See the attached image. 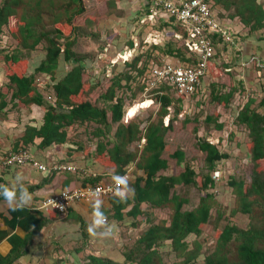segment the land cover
Instances as JSON below:
<instances>
[{
  "label": "trees",
  "instance_id": "1",
  "mask_svg": "<svg viewBox=\"0 0 264 264\" xmlns=\"http://www.w3.org/2000/svg\"><path fill=\"white\" fill-rule=\"evenodd\" d=\"M122 1L125 0H108L110 11L116 10L118 3ZM136 1L140 2L143 8H147V11H140L138 17L140 22V19L150 12V8L145 4L149 0ZM213 2L228 12L230 18H238L250 29L251 35L264 34V2L260 0H213ZM101 12L97 7L96 11L87 13L84 0L2 1L0 35L7 29L10 37L18 42L19 50L7 52L0 48V56L4 59L5 76L9 80L4 88L7 92H12L11 98L8 99V94L0 90V112L9 105L19 109L37 105L45 110L43 124L40 127L29 125L26 128L25 134L18 142L22 145L16 152L21 149L30 151L28 146L37 140H42L40 143L42 148L67 144L69 129L94 123L97 125L94 137L98 140L95 152L98 160L106 166L116 168L119 175H124L126 168L132 164L146 175L138 177L132 186L135 194L133 215L138 217L144 214L141 211V205L144 203L155 209L170 211L169 220L152 225L137 244L127 251L126 261L122 264H165L160 248L167 242L170 243L169 246L176 258L171 264H264V99L258 109L255 107L257 100L250 98L236 120L249 132V159L254 166L249 184L234 176L228 181L236 198L232 215L247 216L249 226L240 228L229 224L224 228L216 227L214 247L206 254L205 244L198 239L211 226L215 210L219 212L220 219L223 217L220 212L221 203L214 193L216 181L212 173L223 161H228L231 155L221 151L219 144H213L207 139L199 140L198 148L206 155L205 161L209 169L208 173L199 175L188 165L184 151L170 152L166 140L174 129L177 118H172L168 125L165 124V119L170 115V108L181 110L180 106L185 98L176 99L164 86L153 90V95L146 98L154 100L158 105L155 114L142 119L141 113H138L128 122L125 121L129 110L144 107L141 103L140 106L137 104L134 107L132 103L127 104V94L130 92L131 96H136L146 90L147 87L141 83V79L146 75L149 66L164 61L155 60L156 50L166 57L171 56L179 60L183 65L195 64L196 60L190 55L183 41H178L183 43L179 46L173 39L175 34H184V29L174 18H161L158 24L153 26V30L166 31L165 35L172 39L168 38L165 43L159 45L152 44L146 52L140 53L139 50L130 61H114L117 57L123 56V51L117 46V38L120 37L118 33H111L105 37L102 35L105 42L100 47L106 58H101V54L93 57L77 54L74 51L75 36L92 30V36L100 38L96 27L107 20L106 15ZM145 25L147 24H142ZM213 38L218 52L222 41L217 35ZM140 39L141 44H144V39L141 37ZM261 40H264V37ZM44 43L45 59L37 67L35 75H31L28 72V60L22 55V51H36ZM126 47V52H132L136 48L135 41L129 40ZM217 56L216 54L210 63L209 75L214 78L232 77L231 73L237 70L225 68L228 65L224 64V68L218 66ZM62 60L68 63L71 69L58 80L56 74ZM87 60H91V66ZM103 61L108 62L107 68L100 72L98 78L92 70L98 72L99 64ZM227 69L229 71H226ZM37 74L48 77L46 87L53 89L54 95L46 97L41 92L35 78ZM238 76L236 74V78ZM224 82L226 81L221 84ZM218 86L213 84L214 90L211 91L213 101L222 107H229L235 97V89L226 92L225 85ZM96 89L101 91L98 93L99 96L94 94ZM161 90L164 94H159ZM207 98L208 95H204L203 102ZM219 118V114L208 116L206 124L216 123L217 129L223 130L225 125L218 123ZM191 122L193 120L188 119L182 123L189 125ZM142 139H145V143L140 148ZM135 144L136 149L131 150ZM173 160L178 167L185 165L184 171L167 175L165 172L170 171ZM180 185L195 186L202 193L198 205L193 210L185 209L190 204V199L175 192V188ZM117 196H113V202L118 217L128 208L129 200ZM193 236L196 239L191 242L190 238ZM13 258L11 256L8 260L11 261ZM89 260L92 264H120L95 256L89 257Z\"/></svg>",
  "mask_w": 264,
  "mask_h": 264
},
{
  "label": "crops",
  "instance_id": "2",
  "mask_svg": "<svg viewBox=\"0 0 264 264\" xmlns=\"http://www.w3.org/2000/svg\"><path fill=\"white\" fill-rule=\"evenodd\" d=\"M146 9L140 5L138 12L147 11ZM217 10L220 15L222 14L225 24L235 33L234 44H220L221 49L217 52V64L218 66L228 65L225 68L230 67L237 70L240 67L237 63L238 58H235V63L232 59L236 55L239 57L242 53L239 51L238 46L240 43L246 42L243 36L247 34V27L238 18H230L229 13L221 6H218ZM148 15L143 16L140 22L137 21V25L142 27L143 33L140 37L144 39V44H141V39L136 40V48L132 52H125V55L122 56L125 58L124 61L132 60L140 47H148L146 48L148 50L152 44L159 45L165 43L168 39L165 35L166 31L153 30V26L161 17L154 21L147 20L144 23L143 21L146 20ZM105 22L107 24V21ZM142 24L147 25L142 26ZM103 26H105L104 21L98 29H102ZM173 39L176 42L179 41L174 37ZM154 56L158 58L159 54ZM163 56L164 60L181 63L171 56ZM235 64L238 66L235 67ZM92 72L95 73L94 70ZM206 78L203 82L204 85ZM240 78L239 75L237 80H241ZM214 82L211 91L214 90ZM189 102V100H185L181 103V106L179 105L181 110L179 111L178 108L172 107L170 118L167 120L166 117L165 124L168 125L170 120L175 117L179 121L193 120L189 115L191 114L190 106L186 104ZM202 107L203 105L200 104L198 110ZM219 109L221 110L222 106L219 105ZM138 113H140V108ZM44 115L45 110L37 105L20 109L9 105L3 112H0V185L6 186L15 193L17 204L20 203V197L24 190L27 191L28 197H30L22 208L18 207L13 210L12 207H9L8 202L2 195V190H0V260L3 259L0 264H92L89 260L91 256L120 264L124 263L127 251L137 244L142 235L152 225H157L160 221H168L170 211L168 209H155L144 203L141 205V211L144 214L138 217L133 215L135 194L132 186L138 177H146L144 171L139 170L135 164L127 167L131 170V180L121 190L123 195L117 196L129 200L128 208L118 217L115 214L114 197H103L91 202H76L65 216H61L56 211L39 210L38 207L44 200L56 196L64 190L99 183L109 184L115 181L114 177L121 176L117 173L116 168L106 166L98 160V155L95 153L98 140L94 137V130L97 125L94 123H87L69 129L67 144L42 148L40 147L42 140H37L34 144L28 146L34 159L47 167L46 171H40L31 164L21 167L6 166L4 161L7 156L16 152V149L22 145L18 142L25 134L26 128L29 125L40 127L43 124ZM179 115L183 116L179 117ZM175 123H178V121L175 120ZM145 125L146 123L143 124V126ZM210 142L212 143V140ZM213 144H220V140H215ZM134 146H137V144ZM131 150H134L133 147ZM57 166H72L78 170L76 172L54 170ZM168 172L165 173L169 175ZM17 177L20 179L17 180ZM97 202H99V211L102 213L103 218L108 219V221L106 224L96 227L95 235H92L89 232V227L93 225L95 219L94 212L96 211ZM186 210H189L188 207ZM109 229H111V233L106 235L105 233ZM195 239L196 237L193 236L190 241L192 242ZM169 245L170 243L167 242L166 245L160 248L162 254L166 252V257L163 254L165 264H171L176 260ZM168 255L174 256L175 260L168 259ZM11 256L14 258L10 261L8 259Z\"/></svg>",
  "mask_w": 264,
  "mask_h": 264
},
{
  "label": "rangeland",
  "instance_id": "3",
  "mask_svg": "<svg viewBox=\"0 0 264 264\" xmlns=\"http://www.w3.org/2000/svg\"><path fill=\"white\" fill-rule=\"evenodd\" d=\"M2 1L3 0H0V5ZM107 1L108 0H84L86 12L92 13L93 11H96L97 7H99L100 11H102L101 13L106 15L107 20L105 21H107V24L104 21L105 26H103L102 29H98V26L96 27V32L100 34V38H94L92 36V30H86V32L82 33V35L75 36L76 45L74 47V51L77 54L87 55L88 57L101 54V58H106L107 56L102 53L100 47V45L105 42L102 39V35L105 37L106 35L115 32L120 35V37L117 38V46L121 51H123V55H125L127 42L129 40H140V35H142L143 31L141 30L142 27L137 25L139 17L138 9L140 7L139 2L136 0H125L118 3L116 10L110 11ZM260 1L264 2V0ZM220 17L223 18L222 14ZM246 30L247 34L243 36L245 37L246 42L240 43L238 46L239 51L242 53L239 57L236 55L232 59L235 63V58L237 57V63H239L240 67H238L237 71H234L235 73L232 72V77L229 78L226 76L224 78H214L210 75L207 76L202 90L198 93V95L194 96L189 103H186L190 106L191 114L189 115L193 118V122L189 125H183V121H179V119H177L178 123L174 124V129L168 134L166 140L167 144L170 146L171 153L175 150H182L186 153L188 165L193 167L199 175L209 172L205 161L206 155L200 152L198 148L199 140L207 139L208 141L212 140V143H214L215 140L219 139L220 144L218 146L221 151L231 155V158L228 161H223L218 168H221L220 171L222 173L220 180H215L216 188L214 189V193L217 195V198L221 203L220 212L223 214V217L220 219L218 217L219 212L215 210L211 226L205 231L204 235L198 239L205 244L204 252L206 254H209L214 247L216 227L224 228L229 224L239 226L240 228H248L249 226V218L247 216L241 214L232 215V210L236 206V198L233 194V190L228 185V181L231 176L236 177L238 180H245L246 183L249 184L252 171L254 170V166L249 159V132L245 126H240L236 120L238 117L237 115L241 112L250 98L253 97L257 100V103L255 104L256 108H258L259 104L264 99V50L260 51L261 49H264V41H261L264 34L258 33L251 35L248 27ZM170 39L172 38H169V40ZM0 41L2 42L0 44V48L7 50V52L19 50L18 42L10 37L7 29H5V33L3 35H0ZM177 44H179V46H181V44L183 45L181 42H177ZM45 46L46 44L44 43L36 51H22V55L28 60L29 74L35 75L37 67L45 59ZM146 48L145 46L140 47V51L143 49L140 53L149 50H146ZM154 54H159V57L155 59L156 61L160 62L161 60H164V56L163 54H160L159 50H156ZM91 60H87L90 66L92 65L90 62ZM114 61L123 62L124 60L123 57H117ZM107 64L108 62L106 61L99 64L100 70L95 72L98 78H100V72L107 68ZM235 65V67L238 66L237 64ZM70 69L71 66L62 60L56 74L57 79H62ZM4 70V59L0 56V90L6 92L8 94V99H10L12 92H7V89L4 88L9 83ZM236 74L241 76V80H237ZM35 78L39 84L41 92L46 97L52 96L54 93L53 89L46 87V83L49 82L48 77L46 75L37 74ZM86 80H88V78H86ZM213 81H215L214 84H216V86L225 85V87H227L225 90L226 92H229L231 89H235V97L229 107H222L220 110L219 105L213 101L211 95ZM223 81L226 82L221 84ZM103 90L105 93L106 89L104 88ZM138 92L139 90H137V93ZM98 93H101V91L96 89L94 94ZM99 95L100 94H98V96ZM149 95L153 94H146L147 97ZM204 95H208V98L203 102ZM127 98V104L132 103L137 105L142 103L141 100H144L146 97L144 93H138L136 96H131V93L129 92L127 94ZM147 103H149V107L152 104L150 101ZM200 104H202L203 107L198 110ZM157 109L158 105L156 103H154L149 109H140L141 118L146 119L150 114H155ZM138 110V107L133 110L131 109V116L136 115ZM215 114H219L221 116L218 123L225 125L223 130L217 129L216 123H212L210 125L206 124V116H212ZM133 149H136V146H133ZM184 166H176V161L173 160L171 162V169L168 173L179 174L184 171ZM218 169L215 171H218ZM215 171L212 174H214ZM175 192L190 199L191 204L185 208L187 209L188 207L189 210L198 205L200 198L202 197V193L198 190V188L192 185H182L181 187H176ZM163 254L166 257V252ZM174 256L168 255L167 258L175 260V258H173Z\"/></svg>",
  "mask_w": 264,
  "mask_h": 264
},
{
  "label": "built area",
  "instance_id": "4",
  "mask_svg": "<svg viewBox=\"0 0 264 264\" xmlns=\"http://www.w3.org/2000/svg\"><path fill=\"white\" fill-rule=\"evenodd\" d=\"M146 6L150 8L149 15L146 20L154 21L161 18H174L175 22L184 29V34H175V38L183 41L191 56L196 60L193 65H183L182 63H172L169 60H164L161 63H152L149 69L141 79V83L146 85L144 95L152 93L153 90L164 86L176 98L184 97L185 100H191L202 90L203 82L209 76V66L214 60L217 49L214 44L215 35L221 39L225 45L234 44V34L229 28L213 2V0H149ZM125 60V58H123ZM159 94H164L161 90ZM204 97V96H203ZM146 101L154 100L145 99ZM140 106V104H139ZM141 109H143L141 107ZM172 111V108H170ZM183 115H179L182 117ZM238 116V115H237ZM169 116L167 120H169ZM236 118V117H235ZM130 117L128 113L125 121L128 122ZM145 139L139 144H142ZM8 167H21L31 164L40 171H46L47 167L37 162L27 149H21L18 152H13L7 156L4 161ZM54 170H68L76 172L78 169L72 166H57ZM221 171H215L213 179L219 181ZM119 177H126L125 185H118L116 181L109 184H95L79 187L75 189H67L60 194L44 200L39 210L56 211L61 216L68 214L69 209L76 202H91L103 197L117 196V192L121 190L131 180V170L126 169V173ZM108 219H104L106 224Z\"/></svg>",
  "mask_w": 264,
  "mask_h": 264
},
{
  "label": "clouds",
  "instance_id": "5",
  "mask_svg": "<svg viewBox=\"0 0 264 264\" xmlns=\"http://www.w3.org/2000/svg\"><path fill=\"white\" fill-rule=\"evenodd\" d=\"M141 111V110H140ZM128 113V112H127ZM20 178L17 177V180H19ZM114 180L116 181V183L118 185H125L127 183V179L126 177H114ZM0 190H2V195L4 196V198L6 199V201L8 202L9 207H12L13 210H16V208H22L24 206L25 203L28 202V199H30V197H28L27 191L24 190L23 194L20 197V203L17 204L16 203V199H15V193L11 190H9L6 186L0 185ZM118 195H123V193L121 192H117ZM94 222L93 225L89 227V232L92 235H95V228L99 227L100 225H102L104 223V218L102 213L99 211V202H97V206H96V211L94 212ZM111 233V229H109V231L107 234Z\"/></svg>",
  "mask_w": 264,
  "mask_h": 264
},
{
  "label": "bare ground",
  "instance_id": "6",
  "mask_svg": "<svg viewBox=\"0 0 264 264\" xmlns=\"http://www.w3.org/2000/svg\"><path fill=\"white\" fill-rule=\"evenodd\" d=\"M148 101H146V102H144V104H142V105H144V107H143V109H149L152 105H153V102L152 101H150V102H152V104L150 105V107H149V103H147ZM149 107V108H148ZM141 109V108H140ZM131 110H129L128 111V117H134V116H131V112H130Z\"/></svg>",
  "mask_w": 264,
  "mask_h": 264
}]
</instances>
